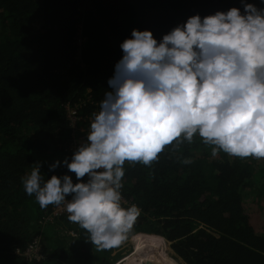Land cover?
Listing matches in <instances>:
<instances>
[{
  "label": "trees",
  "instance_id": "obj_1",
  "mask_svg": "<svg viewBox=\"0 0 264 264\" xmlns=\"http://www.w3.org/2000/svg\"><path fill=\"white\" fill-rule=\"evenodd\" d=\"M232 7L243 11L241 0H0V264L114 263L116 247L97 248L79 225L73 238L61 232L64 217L45 222L53 205L41 209L21 178L39 162L46 179L67 173L76 182L66 166L49 170L80 144L67 106L77 125L90 124L133 29L159 41L192 15ZM123 167L121 192L141 209L124 242L133 236L173 261L149 246L170 253L167 240L185 264H264V158L213 156L195 136L151 165ZM36 237L41 259L15 253Z\"/></svg>",
  "mask_w": 264,
  "mask_h": 264
},
{
  "label": "clouds",
  "instance_id": "obj_2",
  "mask_svg": "<svg viewBox=\"0 0 264 264\" xmlns=\"http://www.w3.org/2000/svg\"><path fill=\"white\" fill-rule=\"evenodd\" d=\"M241 5L192 15L159 41L133 29L85 140L70 161L49 165L66 166L76 182L67 173L46 179L37 162L21 178L25 193L41 209L61 208L93 245L111 249L141 215L122 203L126 161L151 165L166 146L178 151L195 136L213 156L264 158V7Z\"/></svg>",
  "mask_w": 264,
  "mask_h": 264
},
{
  "label": "rangeland",
  "instance_id": "obj_3",
  "mask_svg": "<svg viewBox=\"0 0 264 264\" xmlns=\"http://www.w3.org/2000/svg\"><path fill=\"white\" fill-rule=\"evenodd\" d=\"M77 122H78L77 120L72 121V126L74 127V129L76 131H78L80 133L79 136H78V138H77V141L78 142L84 141V139L86 138V135L88 133L90 124H87V125H84V124L77 125ZM157 241L158 242H161L158 239H157ZM166 242H167L168 247H169V243L170 242L169 241H166ZM141 245H143V244H141ZM141 245H139V244H133L131 241L130 242H128V241L127 242H124L120 246H117L114 249L115 251H112L110 253V256L116 255V253H117V255L115 256V261H117L118 259L122 258L123 256L126 257V256H130V255L135 254L136 255L135 258L133 260H131L128 264H141V262L139 260H141L142 257H139L137 255V253H136L137 252L136 251L137 248L140 247ZM149 246H152L153 249H154V251H156L158 254H160V256H164V257L165 256H168V257H170V259H173V261H171L169 259H161L158 262L159 264H185V262L181 258H178L177 257V255L173 252V250L171 249V247H169L170 250H171L170 253H169L166 248H157V247H154L153 245H149ZM153 260L154 261H158L157 259H153ZM121 264H124V263H121Z\"/></svg>",
  "mask_w": 264,
  "mask_h": 264
},
{
  "label": "built area",
  "instance_id": "obj_4",
  "mask_svg": "<svg viewBox=\"0 0 264 264\" xmlns=\"http://www.w3.org/2000/svg\"><path fill=\"white\" fill-rule=\"evenodd\" d=\"M67 113H68V116H69L71 122L74 120H77V121L81 120V117L78 116L76 107L67 106ZM122 203H124V204L128 203L124 196H123ZM58 216H62L67 220V225H64V227L61 229V232L63 234L70 236V237H73V238L76 237L78 235L77 224L70 222L67 218L68 214L66 212H64L61 208H58L56 206H52V211L45 218V222L46 221H52V220L55 221V218ZM40 247H41L40 239H39V237H36L33 241L30 242V244L27 246V248L25 250L21 251V250L17 249L15 251V253L24 255L25 257H27L29 259H41L42 254H40V252H39ZM122 258L118 259L113 264H116V263L120 264L121 262L118 263V261H120ZM142 264H145V263L142 261Z\"/></svg>",
  "mask_w": 264,
  "mask_h": 264
},
{
  "label": "bare ground",
  "instance_id": "obj_5",
  "mask_svg": "<svg viewBox=\"0 0 264 264\" xmlns=\"http://www.w3.org/2000/svg\"><path fill=\"white\" fill-rule=\"evenodd\" d=\"M137 252V255L139 257H142L141 260H139L142 264V261L145 263V264H148V263H154V264H159L158 262L161 260L160 258L156 257L153 253H151L149 247L147 245H144L143 247L141 248H137L136 250ZM132 252V251H131ZM130 252V253H131ZM129 253V254H130ZM126 256V255H125ZM135 254L133 255H130V256H126L124 257L123 259H121L119 262L121 263H124V264H128L131 260H133L135 258ZM153 259H157L158 261H154ZM120 263V264H121ZM117 264V263H116Z\"/></svg>",
  "mask_w": 264,
  "mask_h": 264
},
{
  "label": "water",
  "instance_id": "obj_6",
  "mask_svg": "<svg viewBox=\"0 0 264 264\" xmlns=\"http://www.w3.org/2000/svg\"><path fill=\"white\" fill-rule=\"evenodd\" d=\"M148 264H153V263H148Z\"/></svg>",
  "mask_w": 264,
  "mask_h": 264
}]
</instances>
